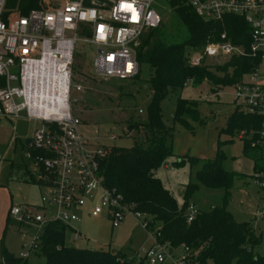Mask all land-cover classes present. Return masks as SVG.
<instances>
[{
  "label": "built area",
  "instance_id": "2783aa9c",
  "mask_svg": "<svg viewBox=\"0 0 264 264\" xmlns=\"http://www.w3.org/2000/svg\"><path fill=\"white\" fill-rule=\"evenodd\" d=\"M19 1L0 0V119L23 117L40 123L24 138L23 148L31 165L29 173L44 192L37 204H15L9 209L24 231L18 255L27 258L39 252L50 221L64 223L77 239L81 234L71 223L82 215L104 216L112 228L132 217L152 239L140 250L147 264H196L192 249L158 242L159 233L148 227L150 216L135 209L115 187L105 185L100 160L107 148L95 145L72 108V94L83 90L73 82L76 41L95 46L93 68L101 77L134 78L141 34L162 27L156 0H38L37 7L26 13ZM187 2L204 20L222 22L226 14H236L249 27L248 50L223 31L218 39L211 36L200 49L190 50L187 63L207 65L216 57L230 55L259 58L232 93L237 107L262 116L258 129L240 130L237 136L241 140L255 137L251 146L260 148L264 162V0ZM252 177L264 200V163ZM186 213L189 222L198 208L189 203ZM254 215L264 217V201Z\"/></svg>",
  "mask_w": 264,
  "mask_h": 264
},
{
  "label": "trees",
  "instance_id": "16d2710c",
  "mask_svg": "<svg viewBox=\"0 0 264 264\" xmlns=\"http://www.w3.org/2000/svg\"><path fill=\"white\" fill-rule=\"evenodd\" d=\"M37 1L20 0L22 12L37 7ZM166 6L174 15V23L183 26L184 34L180 40H173L161 29H149L141 34L137 46L139 70L134 79L139 77L141 66H146L148 73L144 86L149 89L150 100L145 118L128 122L129 133L132 130L139 132L133 144L129 147H106L100 160L104 183L121 192L135 209L151 216L148 227L159 233L156 237L158 242L192 249L191 256H195L196 264H264L262 235L256 233L249 221L235 220L226 207L236 173L223 168V157L219 153L221 144L231 141V137L240 130L258 129L261 115L247 113L237 106L233 109L227 116L226 125L219 131V135L222 133L229 137L217 140L215 157L204 159L195 172V180L184 185L181 206L157 176V170L172 154L175 124L186 126L189 119L200 118L199 101L182 96L187 80H191L194 86L206 82L211 92L226 86L233 88L259 62L257 56L230 55L222 63L195 67L187 63L189 51L200 49L211 36L218 39L223 31L233 43L242 44L248 50L249 27L244 18L236 14H226L222 22L204 20L187 0H167ZM170 98L173 102L172 125L166 124L163 111V102ZM254 138L240 141L243 153L253 160L254 170H257L264 162L260 148L251 146ZM182 161L183 158L174 161V166H179ZM25 172L28 181L37 182L29 171ZM201 186L223 188L222 204L212 205L207 210L198 209L195 217L188 222L187 206L193 203V195ZM7 225L8 221L6 228ZM68 231V226L60 221L47 223L41 249L37 253L44 256L43 262H30L29 257L15 255L1 244L0 264H136L121 250L68 246L65 244ZM262 243V250L259 251L257 248Z\"/></svg>",
  "mask_w": 264,
  "mask_h": 264
},
{
  "label": "rangeland",
  "instance_id": "374dc122",
  "mask_svg": "<svg viewBox=\"0 0 264 264\" xmlns=\"http://www.w3.org/2000/svg\"><path fill=\"white\" fill-rule=\"evenodd\" d=\"M167 0H156L154 8L162 18V27L173 40H180L184 34L182 25L174 23V15L166 6ZM96 48L93 44L82 39L76 41L73 82L81 84L83 90L72 94V108L81 119V129L90 136L95 145L104 147L120 145L129 147L139 132L127 131L128 122L145 118L146 106L150 100V92L144 86L147 68L142 65L138 78L119 79L101 77L93 68V59ZM227 56L214 58L208 64L222 63ZM221 90V89H220ZM211 94L206 82L200 85L187 83L182 96L198 100L199 120L189 119L188 125L176 123L172 137V154L168 157L166 165L157 170V176L163 184L171 190L177 203L181 206L183 186L195 180V172L204 159L214 158L217 154L218 139L224 140L229 136L219 131L226 125L227 116L236 108L233 102L232 87L222 88ZM218 93V94H217ZM223 101V102H222ZM139 109L142 112H139ZM164 120L172 125L173 113L172 99L163 102ZM36 120L23 117L16 119H0V187L1 195L12 196L13 203L36 204L44 188L32 181H23L21 172L29 169L31 165L24 155V138L39 127ZM238 133V132H237ZM237 133L231 141L221 144L219 153L222 155L221 165L228 171L236 173L233 186L230 189V198L227 209L237 221H249L256 233L262 235L264 242V217L258 218L253 213L263 204V198L253 183V160L242 151V141ZM190 157L197 158V161ZM179 166L173 162L182 159ZM224 189L201 186L193 195V204L201 210H207L212 205L222 204ZM151 218V216H150ZM71 226L80 232L78 239H73L72 233L67 232L65 244L68 246L121 250L131 258L134 263L146 262L140 257L143 246L152 243L148 232L132 217H127L124 224L112 228L108 218L81 216L80 220L71 223ZM14 226L7 231L6 241L11 250L18 255L19 245L17 235L13 232ZM263 243L259 248L262 250ZM142 259V260H141ZM30 262H43V255L37 254L29 257ZM147 264V263H146Z\"/></svg>",
  "mask_w": 264,
  "mask_h": 264
},
{
  "label": "crops",
  "instance_id": "0c3cea01",
  "mask_svg": "<svg viewBox=\"0 0 264 264\" xmlns=\"http://www.w3.org/2000/svg\"><path fill=\"white\" fill-rule=\"evenodd\" d=\"M209 91L211 92L210 89H209ZM232 92H233V88H232ZM214 93H216V92H211V94H214ZM218 93H219V96H220V94H222V89L219 90ZM164 165H166V164H164ZM25 171L28 172L29 171V167L28 168L26 167ZM25 171L21 172V177H22L23 181H27V179H28V177H27L28 175H27V173ZM183 188H184V186H183ZM1 190H3L2 187H0V191ZM39 201H40V199H39ZM39 201H38V203H39ZM12 205H15V203H13L12 196L8 197L7 194L5 196H3V195H1V192H0V247H1V244H3L9 251L13 252V250H11V248H10L9 242L6 241V237H7V231L9 230V228L11 226H14V231L13 232L17 235V238H18L17 244L19 245V252H20L21 244H22V241L24 239V235H23L24 231L19 229V227L14 222L13 218H11V216L9 215V209H10V207ZM254 213H253V215H254ZM7 221H8V225H7V228H6ZM34 255H37V254H31L29 257L34 256ZM0 261H1V254H0Z\"/></svg>",
  "mask_w": 264,
  "mask_h": 264
}]
</instances>
